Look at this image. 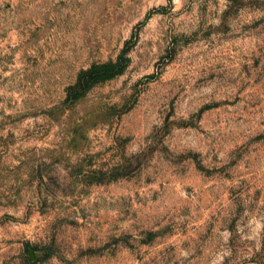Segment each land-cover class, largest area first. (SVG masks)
I'll return each instance as SVG.
<instances>
[{
	"label": "rangeland",
	"instance_id": "374dc122",
	"mask_svg": "<svg viewBox=\"0 0 264 264\" xmlns=\"http://www.w3.org/2000/svg\"><path fill=\"white\" fill-rule=\"evenodd\" d=\"M0 264H264V0H0Z\"/></svg>",
	"mask_w": 264,
	"mask_h": 264
},
{
	"label": "trees",
	"instance_id": "16d2710c",
	"mask_svg": "<svg viewBox=\"0 0 264 264\" xmlns=\"http://www.w3.org/2000/svg\"><path fill=\"white\" fill-rule=\"evenodd\" d=\"M104 77H107V76H104Z\"/></svg>",
	"mask_w": 264,
	"mask_h": 264
}]
</instances>
